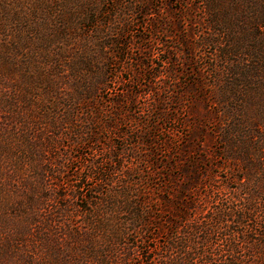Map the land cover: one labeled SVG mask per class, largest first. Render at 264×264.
I'll use <instances>...</instances> for the list:
<instances>
[{
    "label": "trees",
    "instance_id": "obj_1",
    "mask_svg": "<svg viewBox=\"0 0 264 264\" xmlns=\"http://www.w3.org/2000/svg\"><path fill=\"white\" fill-rule=\"evenodd\" d=\"M183 2L4 0V264H264V0Z\"/></svg>",
    "mask_w": 264,
    "mask_h": 264
},
{
    "label": "rangeland",
    "instance_id": "obj_2",
    "mask_svg": "<svg viewBox=\"0 0 264 264\" xmlns=\"http://www.w3.org/2000/svg\"><path fill=\"white\" fill-rule=\"evenodd\" d=\"M182 1L186 3L190 0H146L148 7H145V9H147L146 11H148L149 8L151 11H153L152 15L150 13H147L146 17H154V19H156L157 16L161 15V17L158 18L162 22L167 19H171L172 21H174L180 14L178 9L181 6ZM172 23L174 22H170V24ZM172 27V25H168V29H172ZM157 35L159 39L164 40L166 43H164V46H162L160 43L157 44L155 42V51L160 52L163 47H165V44H174V36H172L171 38V36H166L162 32H158ZM195 40H198V38H195ZM134 43H136V41H134ZM135 50L137 51V48H134V51ZM150 77L151 76L148 73L143 76L146 83H148L147 81L149 80L152 82ZM160 78L163 79V76H161ZM132 85L131 87H133ZM173 87L175 88V86ZM133 89L140 90L142 88L135 85V88ZM200 109H203V107L200 106ZM173 116L176 117V120L173 121V123L171 122L170 124L163 125L166 126V129L168 128V125L171 126L172 129L168 128L171 136L175 138L178 136L181 137V134L185 132L197 131L199 129L198 125H195L193 121H188V126H186L187 129L183 130L184 126L181 125L180 121L184 119V116H187L184 115L183 111H176L174 112ZM190 117L192 116L190 115ZM206 148L208 153H212L213 149L211 147V144H208ZM0 264H4V0H0Z\"/></svg>",
    "mask_w": 264,
    "mask_h": 264
}]
</instances>
